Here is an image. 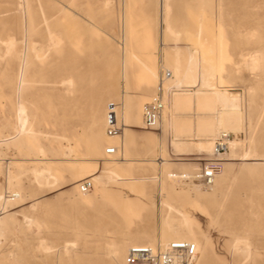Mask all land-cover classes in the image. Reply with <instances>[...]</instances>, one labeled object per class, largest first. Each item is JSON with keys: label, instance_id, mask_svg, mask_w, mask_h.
I'll return each instance as SVG.
<instances>
[{"label": "rangeland", "instance_id": "374dc122", "mask_svg": "<svg viewBox=\"0 0 264 264\" xmlns=\"http://www.w3.org/2000/svg\"><path fill=\"white\" fill-rule=\"evenodd\" d=\"M170 4L176 33L161 34L158 0H0V194L21 195L0 207V264H118L116 244L164 241L166 215L175 227L186 219L201 240L199 264H264V0ZM190 55L194 79L177 83ZM161 85L163 116L149 126L143 106ZM185 90L241 97L239 131L178 135L180 116L215 111L175 109ZM110 102L119 104L122 150L121 135L106 131ZM94 125L101 151L89 144ZM223 132L245 148L198 149ZM246 148L259 159H243ZM213 162L219 175L231 167L214 195L201 177Z\"/></svg>", "mask_w": 264, "mask_h": 264}, {"label": "bare ground", "instance_id": "6f19581e", "mask_svg": "<svg viewBox=\"0 0 264 264\" xmlns=\"http://www.w3.org/2000/svg\"><path fill=\"white\" fill-rule=\"evenodd\" d=\"M170 1L171 0H158V18H159V23H160L161 34L163 33V30H166L167 33H176L174 31L173 25L171 24V21H170V13H171ZM164 23L166 25L165 29L162 26V24H164ZM13 42H15V41H13V39H11L10 41H7V43H6L7 47L10 48L13 45ZM255 55L256 56L254 59L253 58L248 59V60L251 59V61H252L251 63L249 61L251 66L253 65V63L256 62L257 54H255ZM249 57H250V55H249ZM244 59H246V58H244ZM247 61L245 60V62H247ZM191 62H192V55H190L188 69H187V72L185 73V75L183 77L180 76L178 69L175 70L176 76H174V80L177 83H181L184 79L185 80H190L191 78L194 79L193 78V76H194L193 70L194 69H192ZM256 63H258V62H256ZM253 66H254V68H256L257 64L253 65ZM23 70L24 69L22 68L20 77H22ZM201 77H202V81H201L202 85H204L206 87L208 85H210L209 78L205 74H202ZM61 82H63V81H61ZM19 83H22V81ZM240 98L238 97V95H233L232 93L221 92L218 90L212 91V92H200V91L188 92L185 90V91H179V92L175 93L172 102L174 104L175 109H177V110L187 112L191 109L193 110L194 107H196L198 110H204V111H212V110L214 111L215 110L214 112L210 113V115L213 114L212 116H203L202 114H201L202 115L201 116V115H199V113L197 114L199 116H197L196 114H195V116L192 115V116H194V118L191 117L189 114H187V115H189L190 117L189 116H185V117L180 116L176 120V123H175V129L177 131V134L178 135H183V134L188 135V134H191V133L196 131V135L213 137V136L217 135V133H221L220 131H230L231 130L234 133H237V131H239V129L241 128L240 126H241L242 115H243V110H242V107L240 105V102H241ZM122 104H123V109H124V106H125L124 102ZM19 107H21V104ZM172 107H173V105H172ZM19 112H20V110H19ZM20 113H19V116H20ZM207 115H209V113H207ZM18 119H19L18 121L20 122L21 126L23 127L24 119L22 118V116L18 117ZM101 128L102 127H100V126H98V127L95 125L93 126L94 132L90 136V140H89L90 143L89 144L91 145L92 150H94V151H101V149H102L101 148L102 147V130H101ZM192 137H193V135H192ZM194 137H195V135H194ZM200 137L201 136H199L197 138L199 139ZM120 138H122V143H121L122 144L121 150H122V148H123V135H121ZM203 138H205V137H203ZM211 139L212 138L205 139V140H202V139L198 140L196 143L197 146H199L198 149L203 148V150L207 149V150L213 152L212 150H214L215 147H213L214 143ZM243 139H245V138H243ZM242 142H243V140L240 139L239 137L227 140V146L229 147V149L231 151L230 152L231 155L236 156V154L238 153V150L241 148L240 146L242 145ZM192 143H191V145L194 146L195 143H193V144ZM175 144L184 146V145H186V142L176 138ZM182 144H184V145H182ZM188 145L189 144H187V146ZM109 147H112V146L105 147L104 151L106 153H107V150ZM195 147H196V145H195ZM114 148H115V152L113 154H108V153L107 154L111 155V156L112 155L116 156L118 148L116 146H114ZM207 150H205V151H207ZM256 156L257 155L253 154V152H251L248 149L245 150V152L242 154L243 159H246V160L254 159V158L259 159L260 156L258 158ZM225 167L226 168L224 170L223 175L217 174L213 180V183L209 186L206 185L207 186L206 188L209 187L211 192H213L212 195L216 194V190H219L221 188V184H224L228 174L231 171V167H229L227 165ZM105 169L107 171V174L108 173H117V172L109 169L108 167ZM99 175H102V174H99ZM96 177H98V175L94 176L93 178H96ZM97 183L95 182V184H97ZM195 186H199V185H195ZM20 197H21L20 193L14 192L13 194L10 195V198L13 200L20 198ZM84 198L86 200L87 197H84ZM11 199H8V197L6 198L5 196H2L0 194V207H2L4 209L6 204H9L7 202ZM6 217L3 215L0 217V231L3 230V228L6 224V221H7ZM163 227L165 228L164 229L165 232L163 233L164 234L163 235L164 241L160 242L159 245H164V244L171 242V241H190V242H193L197 248V255L194 259L195 264H199V262H197L196 260H198L197 259L198 253H199L198 249L200 250V248H202V242L196 235L190 234L188 232L190 230L188 221L186 219H182L179 226L176 225V227H175L173 224V220L168 215H166L163 218ZM171 239H173V240H171ZM136 243H138V242H134V241H132V239H130L126 242L116 244L115 246H113L111 248V256H113L114 258L116 257L115 259L118 260V264H126V255H127L129 248L131 247V245L132 246L147 245L153 249L158 247V246L154 247L152 243H148V244H136ZM129 244H131V245L126 249V245H129ZM194 260L190 261L188 264H193Z\"/></svg>", "mask_w": 264, "mask_h": 264}, {"label": "built area", "instance_id": "2783aa9c", "mask_svg": "<svg viewBox=\"0 0 264 264\" xmlns=\"http://www.w3.org/2000/svg\"><path fill=\"white\" fill-rule=\"evenodd\" d=\"M170 71L166 70L163 72L161 80L170 76ZM119 104L110 102L107 105L106 114V131L111 136H117L122 134L123 127L118 123L117 109ZM165 108V100L163 96L162 85L159 88L158 94L154 96L150 101L146 102L143 106V117L144 121L149 126H158L161 122L163 111ZM229 134L223 132L217 136L214 147L215 154L225 152L227 150V140ZM115 152L114 147H109L107 150L108 154ZM220 170L219 162H213L206 166L201 173L203 182L205 185H211L215 176ZM92 183L85 181L80 185V189L83 192H87L91 189ZM3 211L0 208V217ZM3 246V240L0 237V248ZM197 255V248L193 242L190 241H171L164 245H159L153 249L147 245L131 246L126 255V264H188L193 261Z\"/></svg>", "mask_w": 264, "mask_h": 264}]
</instances>
